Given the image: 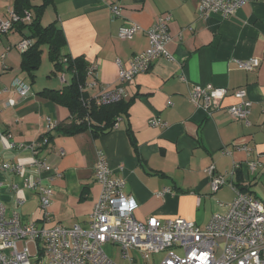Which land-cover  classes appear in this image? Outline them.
Wrapping results in <instances>:
<instances>
[{"label":"crops","instance_id":"obj_1","mask_svg":"<svg viewBox=\"0 0 264 264\" xmlns=\"http://www.w3.org/2000/svg\"><path fill=\"white\" fill-rule=\"evenodd\" d=\"M14 1L0 0V20L9 17ZM32 2L40 5L42 0ZM111 3L122 6V16L112 18ZM198 5L199 0H53L45 7L42 24L54 23L65 38L61 57L83 56L96 66V77L89 81L97 83L89 90L94 96L121 85L117 60L128 67L134 55L149 47L146 30L163 14H171L167 49L172 57L156 59L148 71L122 84L124 101L129 102L126 112L112 131L99 136L90 129L73 135L48 130L49 118L57 124L68 122L71 113L40 92L62 90L72 74L64 67L55 70L48 44L42 46L38 69L25 70L17 44L28 28L13 27L0 34V132L23 146L10 149L0 134V167L14 155L24 164L37 155L56 170L42 175L43 183L53 189L49 218L37 192L24 189L25 202L17 204L16 194L2 187L0 198L8 215L18 211L24 220L39 224L88 226L102 189L95 179L101 152L113 176L125 179L124 192L134 198L138 220L182 217L205 226L215 213L227 210L225 204L235 199L237 190L264 198V0H248L227 17L216 12L202 16ZM131 23L142 30L121 39L120 27ZM252 57L261 60L257 70L239 68L238 59ZM45 59L49 67L44 73ZM17 78L30 83L28 96L4 91ZM195 84L226 87L229 93L208 115L190 99ZM239 88L246 90L251 102L247 120L234 119L227 111L237 102L233 91ZM7 99L13 105L6 106ZM155 117L166 125L151 124ZM44 139L36 154L29 150V145ZM252 162L255 168L250 167ZM212 165L226 177L215 191L205 171ZM0 181L23 185L20 176L1 168ZM104 249L118 264H159L164 256L146 260L132 250L131 258H125L121 246L111 243Z\"/></svg>","mask_w":264,"mask_h":264},{"label":"built area","instance_id":"obj_2","mask_svg":"<svg viewBox=\"0 0 264 264\" xmlns=\"http://www.w3.org/2000/svg\"><path fill=\"white\" fill-rule=\"evenodd\" d=\"M247 1L199 0L198 11L202 16L216 12L227 17L235 14ZM122 10L120 4H110L113 19L122 16ZM8 13L7 19L0 20V34L9 32L19 20L31 19L29 11H26L23 18L13 8ZM170 21L171 14H163L146 30L149 47L134 55L129 60L128 67L121 60H117L121 85L99 92L95 97L98 105L121 100L125 96L122 84L131 81L137 74L148 71L156 59L172 57L167 49L172 37ZM141 30L137 23H131L121 26L118 35L121 39H128ZM34 42L32 38H23L17 47L25 52ZM66 60L67 58L63 59ZM237 63L240 69L251 71L260 67L261 60L252 57L238 59ZM95 71L96 66L91 65L89 74L96 77ZM96 84V81H91L86 86L93 88ZM30 89L29 82L17 78L10 89L6 88L4 91H17L22 96H28ZM228 93L229 88L226 87L195 84L190 90V99L196 106L206 109L210 115ZM233 95L237 102L230 105L227 111L234 119L247 120L251 102L247 99L246 90L235 89ZM13 103L12 99L5 101L6 106ZM151 124L166 125L156 117L151 120ZM56 126L57 122L49 118L48 130L53 131ZM0 134L6 136L10 149L18 151L23 147L17 145L10 134ZM45 143L46 139L34 142L28 148L36 154ZM250 167L255 168L256 163H250ZM0 168L3 172L14 173L23 180L22 187L15 182L0 181V189L8 187L16 194L17 204L25 202L22 194L24 189L37 192L45 217L49 218L48 208L52 202L53 189L51 185L43 183L42 175L45 172L54 173L56 170L37 155L28 164L21 163L18 156L14 155ZM205 171L211 177L214 191L226 183L225 175L217 174L213 165ZM95 179L102 189L88 226L39 224L24 220L18 211L8 215L6 205L0 198V264H37V261L41 262L44 258H47V264H118L105 251L104 246L107 243L121 246L125 258H131L132 250L146 260L163 253L159 264H264V198L259 199L237 190L235 199L225 204L227 210L215 213L205 226L182 217L161 219L150 216L146 220H138L134 215L136 202L131 195L124 192L125 179L113 176V170L102 152L95 167ZM19 242H23L22 248H19Z\"/></svg>","mask_w":264,"mask_h":264},{"label":"trees","instance_id":"obj_3","mask_svg":"<svg viewBox=\"0 0 264 264\" xmlns=\"http://www.w3.org/2000/svg\"><path fill=\"white\" fill-rule=\"evenodd\" d=\"M52 1L42 0L40 5L33 4L32 0L14 1L13 9L21 18L25 16L26 11L33 12L30 22L19 20L13 24V27L20 29L28 28L29 33L24 37L35 40L34 44L23 52L22 67L29 72L38 69L41 63L42 46L48 44L49 56L55 70L64 67L63 71L72 74L69 83L62 90L46 88L40 92L66 106L71 113V119L57 124L54 130L57 134L73 135L88 129L97 136L106 134L115 128L118 117L126 112L129 102H125L122 98L114 103L98 105L95 98L97 95L94 96L89 91L92 87L86 86L91 77L89 74L91 64L83 56L66 55L67 60L63 61L61 50L65 44V38L61 29L54 23L44 26L41 22L45 7Z\"/></svg>","mask_w":264,"mask_h":264},{"label":"rangeland","instance_id":"obj_4","mask_svg":"<svg viewBox=\"0 0 264 264\" xmlns=\"http://www.w3.org/2000/svg\"><path fill=\"white\" fill-rule=\"evenodd\" d=\"M45 55H46V58H47V49H45ZM48 62H49L48 59H45V63H44V65L41 68V72H44L49 67ZM18 245H19V248H22L23 242H19ZM36 263L37 264H47V258H44V260L41 261V262L40 261H37Z\"/></svg>","mask_w":264,"mask_h":264}]
</instances>
